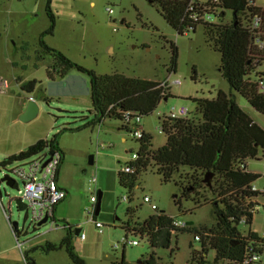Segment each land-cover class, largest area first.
<instances>
[{"label": "rangeland", "instance_id": "374dc122", "mask_svg": "<svg viewBox=\"0 0 264 264\" xmlns=\"http://www.w3.org/2000/svg\"><path fill=\"white\" fill-rule=\"evenodd\" d=\"M261 4L264 7V2ZM46 7L47 0H0V77L10 81V88L0 92V162L9 152L27 148L40 139H51L55 135L66 153L61 182L66 186L68 195L58 204L55 221L50 219L41 226L34 225L31 211H27L26 206L22 209L18 206L19 189H23L24 184L11 173L19 162L0 165V179L10 174L18 183L11 186L3 181L0 187L2 204L10 220L19 223L20 241L30 247L38 242L39 235L51 227L56 229L52 233L54 235L67 234L63 225L68 223L86 233L85 240H82L80 232H73L72 244L88 264H120L123 250L128 262L146 258L155 250L162 263L186 264L191 252L190 244L195 249L200 247V243L194 240V233H178L177 240L173 239L172 249H155L148 237L128 231V228H134L152 214L164 211L184 219L191 228L215 229L216 214L211 204L214 196L202 186L192 193L191 198H183V187L174 180L163 181L153 166L140 173L131 193L120 183L118 173L138 151L139 141L118 119L107 118L103 124L100 123L101 126L88 124L94 115L87 75L72 71L66 80L48 79L46 70L51 57L46 55L41 62L36 59L41 49V36L50 25ZM51 8L56 17V27L53 34L44 35V40L71 60L98 74L123 73L159 81H182L181 84H172L168 99L162 100L160 107L142 118V125L147 126L153 136V149L166 143L161 119L170 108L184 104L189 107L191 115L196 114L189 97L214 98L221 89L234 94L237 103L264 131V113L231 89L219 70L221 53L207 43L202 26H198L195 33L179 35L164 19L156 0H51ZM232 18L233 13L228 11L226 21ZM171 42L178 47L176 71L170 70ZM256 68L261 71L260 67ZM34 78L40 84L32 94L24 92L17 83L20 79L27 81ZM33 94L40 108L39 113L32 120L23 121L19 113L21 97L26 99ZM45 96L50 98L49 102ZM91 156L94 164L89 163ZM258 157L249 159L247 164L249 170L261 174L255 185L264 188L262 146ZM93 173H96L97 186L103 192L100 211L96 214L97 220L103 224V232L88 221L87 209H92L90 198L95 195L90 181ZM180 174L189 177L191 171L184 167ZM145 195L151 198L150 203L143 201ZM124 196L131 199L124 201ZM175 196L181 200V209L174 200ZM257 200L263 199L260 197ZM2 204L0 245L6 239L7 228L16 242ZM151 204H156L158 210H153ZM128 208L133 212L129 213ZM240 229L244 234L251 229L264 236V211L255 214L251 226H240ZM126 236L129 240H138L140 244L114 248ZM59 252L61 255L65 253L64 259L41 258L40 264H72L65 249ZM17 253L22 254L19 249ZM56 253L52 255H58ZM209 256L213 258V253ZM261 264H264V253Z\"/></svg>", "mask_w": 264, "mask_h": 264}, {"label": "trees", "instance_id": "16d2710c", "mask_svg": "<svg viewBox=\"0 0 264 264\" xmlns=\"http://www.w3.org/2000/svg\"><path fill=\"white\" fill-rule=\"evenodd\" d=\"M160 4L164 19L177 31L183 34L186 24L182 18L186 11V0H156ZM233 13L231 21L204 24L207 43L221 53L220 71L235 92L243 95L259 112L264 113V95L257 91L256 79L264 77V58L258 62L259 68L253 67L251 56V33L249 22L256 15L262 16L264 30V8L249 7L248 0H220V5ZM47 14L50 25L40 39L41 49L36 56L43 61L46 55L51 57L47 67V77L54 81L64 80L72 71L85 74L90 81L91 112L94 118L88 123L97 125L107 118L122 121L124 128L130 129L124 113L129 118L136 115L142 117L152 114L165 97H169L170 87L160 86L157 79L127 76L123 73L98 74L66 56L60 50L51 47L44 40L45 34H53L56 17L51 8V0H47ZM226 11L221 12L224 17ZM197 25L193 26V33ZM172 59L170 70H177L178 47L171 42ZM264 56V55H263ZM22 79V78H21ZM21 82V89L32 94L40 84L36 78ZM43 92V90H41ZM46 101L50 98L45 96ZM195 106L196 114L182 118L164 116L161 119V130L167 136L166 143L157 149L152 148L153 136L144 131L138 139L139 158L130 163L135 172L119 171L120 183L131 193L138 177L149 166L157 168L163 181L174 180L183 187L182 197L189 199L199 187H205L214 196L211 204L216 214V228L198 229L196 227L176 228L173 224L175 216L164 211L156 212L134 228H128L149 238L152 248L170 249L173 239L178 233H200V247L193 248L186 264H242L246 249L251 244L258 252H264V238L249 229L244 234L240 226H251L255 217L252 212V199L259 193L252 191V186L261 174L248 169V160L259 158V149L264 147V131L237 103L235 95L219 90L216 97H189ZM129 119V120H130ZM62 149L57 136L40 139L25 151L6 157L0 165L25 160L45 148ZM63 153V151H62ZM188 168L191 175L182 176L180 170ZM129 199H131L129 197ZM175 202L182 208L181 200L175 196ZM250 202V203H249ZM157 211V210H156ZM132 213L133 209L128 208ZM246 217V223H241ZM68 232L58 243L48 242L41 246L44 252L65 249L72 264H88L74 249L72 244V226L66 223ZM189 224V223H188ZM129 225V224H127ZM191 225V223H190ZM127 228V227H126ZM15 232V231H14ZM20 237L21 231H16ZM172 249V248H171ZM172 252V251H171ZM213 253V258L210 254ZM171 255H173L171 253ZM262 260L257 264H261ZM120 264H168L162 263L154 250L148 257L136 262H128L123 250ZM172 264V262H170Z\"/></svg>", "mask_w": 264, "mask_h": 264}, {"label": "built area", "instance_id": "2783aa9c", "mask_svg": "<svg viewBox=\"0 0 264 264\" xmlns=\"http://www.w3.org/2000/svg\"><path fill=\"white\" fill-rule=\"evenodd\" d=\"M187 7L182 18V22L186 24V28L183 31V34H190L193 32V26H202L204 27L205 23L216 22L220 23L222 21L226 22L228 10L224 9L220 5V0H186ZM261 2L264 0H248L249 7H263ZM264 8V7H263ZM226 11L224 17H221V12ZM109 12H112V9H109ZM249 31L251 33V46L252 51V64L254 67H259L257 64L261 58H264V30L262 25V16L256 14L251 21L249 22ZM160 86L170 87L172 84H181L180 79H174L170 81L169 79L160 80ZM257 91L259 94L264 95V77L256 79ZM10 88V81L5 77H0V92H5ZM167 98V97H165ZM33 99V97H30ZM190 113L189 107L187 105L173 106L167 111L166 116L171 118H182L188 116ZM126 117V122H131L129 124L130 129L129 133L135 139H140L144 135L143 125H142V116L136 115L134 118H129V112L124 113ZM130 119V120H129ZM64 154L60 149L55 148H45L39 153L29 157L25 160H19L14 168H12V173L15 178H20L23 181L24 188L19 189L21 196L17 199H20L25 203L27 211H31V219L34 222L35 226H38V223L43 220L45 217H48L53 220L56 206L63 201L68 192L62 188L58 183V173L60 165L63 161ZM139 158L138 152L132 154V159L130 161H135ZM130 161L122 167L121 171L125 173L135 172V167L130 163ZM10 174H5L4 176H9L14 180L13 185L17 186L18 183ZM94 188H92V195L90 201L92 202V209L88 208V221L95 224V226L103 232V224L98 221L96 218V209L99 201V188L97 186V175L96 173L92 174L90 179ZM252 191L258 192V197L252 199L250 202H253L252 212L256 214L257 212L264 211V188H258L256 185L252 186ZM262 198V201L257 200ZM124 201L129 200V197L124 196ZM143 201L146 203L151 202V198L147 195L144 196ZM249 202V203H250ZM0 203L2 204V194L0 193ZM3 205V204H2ZM5 214L10 221L11 227L14 230L13 222L10 220V215L3 205ZM153 210H158L156 204H151ZM244 225L246 223V217L241 221ZM173 224L176 228H188L189 224L182 218L175 217ZM67 224H64V227ZM16 247L25 255L26 243L20 241V238L17 237L16 232ZM200 233L194 234V240L199 241L201 239ZM264 238V236H261ZM81 238H86V233L83 231L81 233ZM138 240H129L128 237H123L120 242H117L114 245V248H120L121 245H139ZM264 253V252H263ZM263 253H260L253 247L251 244L246 249L242 264H257L262 260ZM26 256V255H25ZM232 264H237L233 262Z\"/></svg>", "mask_w": 264, "mask_h": 264}, {"label": "crops", "instance_id": "0c3cea01", "mask_svg": "<svg viewBox=\"0 0 264 264\" xmlns=\"http://www.w3.org/2000/svg\"><path fill=\"white\" fill-rule=\"evenodd\" d=\"M71 73L69 75H71ZM66 78L64 80H66ZM142 78H146V77H142ZM17 83L21 87V82H18L17 81ZM30 97H33V99L36 100L34 94L33 95H29V97L26 98V99L23 98V97H21L22 98V101L20 102V107H19V113L20 114H22L25 111L26 106H27V102H28V100H30ZM167 99H168V97L167 98H164V100H167ZM104 122L105 121H103L101 124H103ZM101 124L99 126H101ZM110 125H111V123H110ZM111 126H114V125H111ZM143 130L145 132L150 133L149 130H148V128H147V126H143ZM123 139L125 140V137H123ZM30 145H32V144H30ZM59 147L63 151L64 158H63V161H62V163L60 165V168H59L58 183H59V185L62 188H64L65 190H67L66 189V186L61 182V173H62L63 165L65 164L66 153H65L64 149L60 146V144H59ZM27 148H19L18 150H16V152H9V153H7L6 156L9 157V156H11L13 154H18V153H20L22 151H25ZM67 192H68V190H67ZM102 195H103V192L101 190H99V200L100 201H101ZM57 209H58V205L56 206V209H55L54 218H53L54 221L56 219ZM63 228L66 229L67 232H68V230H69L68 227H64V225H63ZM54 230H56V229L53 228V227H51L43 235H39L40 236V239L37 240L38 242L30 245V247H26V250H25V255L26 256L19 250L22 253L21 256H20L17 253L18 248L16 247V242H14V240L12 239L11 233H10L9 229L7 228V231H6V239H4L3 240L4 243H2V245H0V255L1 254H5L6 256H4V257H1L0 256V264H40L41 263L40 262L41 261L40 260L41 258H49V259L55 258L57 260L64 259V255L63 254H65V253H62V255H61V252H59V251H63L64 249H59V251L53 250V251H50V252H44V251H42V249H36V247L44 246L48 242L58 243V242H60V240L62 238H64L66 236V234L64 232H62V234L60 236H59V234L58 235H54V234H52ZM71 230H72V233L71 234H73V232H75L76 234H79V232H80V228L77 229V228H74L73 226H72V229ZM14 231H15V229L13 230V233L15 235V232L16 231L15 232ZM82 232L83 231H81L80 234ZM15 238H16V236H15ZM82 240H85V239H82ZM42 252L44 253V255H43ZM54 253H56L58 255H56V256L55 255H52Z\"/></svg>", "mask_w": 264, "mask_h": 264}, {"label": "water", "instance_id": "95a60500", "mask_svg": "<svg viewBox=\"0 0 264 264\" xmlns=\"http://www.w3.org/2000/svg\"><path fill=\"white\" fill-rule=\"evenodd\" d=\"M39 109L40 108H39V105H38V103H37L36 100H34V99L28 100L26 109L21 114V117H20L21 120H23V121H30V120H32L33 118H35L38 115ZM89 163L90 164H94L93 156H91L89 158ZM3 181H6L7 184L13 186L14 180L11 177H9V176L2 177L0 179V185H1V182H3ZM0 193L2 194L1 187H0ZM17 201H18L19 208H21V209L22 208H25V203L24 202H22L20 199H18ZM99 211H100V200H99V202L97 204L96 214H98ZM48 219H49L48 217H45L43 220H41L38 223V226H41L44 223L48 222ZM13 226H14L15 231H19V223H18V221H13Z\"/></svg>", "mask_w": 264, "mask_h": 264}]
</instances>
